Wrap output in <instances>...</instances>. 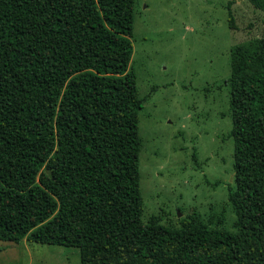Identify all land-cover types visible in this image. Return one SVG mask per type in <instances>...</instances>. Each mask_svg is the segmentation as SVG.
<instances>
[{
  "label": "trees",
  "instance_id": "16d2710c",
  "mask_svg": "<svg viewBox=\"0 0 264 264\" xmlns=\"http://www.w3.org/2000/svg\"><path fill=\"white\" fill-rule=\"evenodd\" d=\"M136 6L0 0V242L75 246L81 264H264V35L231 48L234 229L166 225L143 216Z\"/></svg>",
  "mask_w": 264,
  "mask_h": 264
},
{
  "label": "rangeland",
  "instance_id": "374dc122",
  "mask_svg": "<svg viewBox=\"0 0 264 264\" xmlns=\"http://www.w3.org/2000/svg\"><path fill=\"white\" fill-rule=\"evenodd\" d=\"M236 27L229 25V8ZM264 35L248 0H137L129 67L140 110L144 218L179 225L198 216L233 230L235 187L230 110L231 48ZM0 264H81L80 248L1 241Z\"/></svg>",
  "mask_w": 264,
  "mask_h": 264
}]
</instances>
